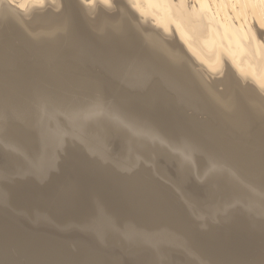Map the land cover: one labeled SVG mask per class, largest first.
I'll use <instances>...</instances> for the list:
<instances>
[{
	"label": "bare ground",
	"instance_id": "obj_1",
	"mask_svg": "<svg viewBox=\"0 0 264 264\" xmlns=\"http://www.w3.org/2000/svg\"><path fill=\"white\" fill-rule=\"evenodd\" d=\"M75 3L77 0H0V115L12 114L22 118L23 115L31 114L33 118L36 104L48 99H43L44 96L51 97V94L64 90L67 93L62 95L84 90L117 102L120 111L126 116L153 123L169 138L183 134L194 144L205 147L207 154L220 157L238 173L252 168L264 171V129L261 128L255 134L250 150H244L239 145L229 144L217 126H207L193 118H182L174 101L164 91V88L174 86L180 96L200 102L219 121L243 125L250 123L259 113V105L250 100L249 95L258 96L264 103V36L259 23V17L264 20V0H88L87 4L81 6L82 10L78 7L86 18L85 24L77 17ZM223 5L233 6L236 14L231 10L232 14L225 13L229 8L225 11L227 7ZM122 6L129 10L125 11L126 14ZM255 13L260 16H255ZM12 14L20 16L27 23L26 26L32 28L44 29L55 25L56 34L53 35L56 37L30 45V40L16 31L9 17ZM134 19L140 22L137 21L139 23L136 25L132 22ZM17 41L29 45L27 52L30 56L42 60H47L50 55L67 52L66 47L72 50L103 47L99 53L103 61H118L134 74L159 75L162 80L154 84L144 96L129 97L117 93L103 81L81 84L68 76L59 77L58 70L47 71L44 65H30L27 62L15 64L8 54L11 44ZM53 51H57L56 54ZM8 66L15 67L13 73L4 72ZM194 68L200 73L197 70V73H193ZM234 80L244 90H238V86L233 84ZM202 81L216 86L212 87L227 98L221 102L208 96L206 91L211 88ZM243 97L249 99L247 103L241 99ZM2 134L22 150L35 154L38 143L31 121H27L23 127L8 129L6 134L3 131ZM69 152L66 163L73 161L82 172H77L70 183L64 180V174L61 175L62 178L55 180L51 187L57 189L56 193L36 189L31 183L12 189L15 206H54L52 210L58 216L72 215L76 219L89 217L93 220L95 211L90 195L95 190H101L98 192L112 213L144 227L158 229L161 224L168 226L182 236L187 245L190 244L206 257L207 264L209 259L215 264H232L235 255L229 257L228 254L237 250L232 249L236 246L228 244L227 234L236 232L242 235L250 229V223H254L257 224L254 227L257 231L251 236L252 242L260 250L255 255L247 254L237 264L263 263V222H255L236 210L230 213L234 215L229 219L234 220L226 221L227 231L221 233L222 237H219L220 232H216L214 236L208 234L202 239L173 194L163 192L159 184L151 181L152 172H144L145 176L125 182L123 192L147 195L143 201L130 200L118 196V180L110 173H100L82 155L79 156L74 150ZM70 165L67 163L65 168ZM226 172L232 175V172ZM244 195H232L225 201L219 200L211 208L221 211L233 202L242 208L254 210L256 208L251 205H264L262 199L247 203L253 198L249 196L247 199ZM122 205H125L123 209ZM175 237L163 238L171 246L180 243V246L186 245Z\"/></svg>",
	"mask_w": 264,
	"mask_h": 264
},
{
	"label": "rangeland",
	"instance_id": "obj_2",
	"mask_svg": "<svg viewBox=\"0 0 264 264\" xmlns=\"http://www.w3.org/2000/svg\"><path fill=\"white\" fill-rule=\"evenodd\" d=\"M87 1L77 0V4H73L78 11V19L84 24L86 18L78 7L82 10L81 6L87 4ZM238 5L237 7H242ZM223 7H227L225 11L229 8L225 13L236 14L233 6ZM121 8L125 14V11H129L125 6ZM16 15L9 17L16 31L30 40V45L56 37L53 35L56 34L55 25L44 29L32 28L30 25L26 26L27 23ZM259 16L260 14L257 17ZM238 18L241 19L239 14ZM259 19L264 36V20L263 17ZM137 21L139 20H132L136 25L140 22ZM93 34L95 35L94 32ZM28 46L21 41L13 42L8 58L15 64L27 62L30 65H44L47 71L58 70L59 77L68 76L81 84L103 81L117 93L129 97L144 96L154 84L162 80L159 75L134 74L118 61H103L99 54L103 47L80 50L66 47L67 52H63V56H59L63 53H57L50 55L52 58L42 60L30 56ZM53 52L56 54L57 51ZM14 69V66H8L4 72L11 74ZM193 70V73L198 71L196 68ZM236 81L233 84L238 86V90H244ZM202 82L209 84L208 87L211 88L206 91L208 96L221 102L227 98L218 93L212 87L213 84ZM173 87H166L164 91L172 98L182 118H193L207 126H217L231 145L250 150L255 134L261 128L264 129V103L258 96L249 95V99L259 105V113L254 120L246 125L233 124L217 120L200 102L180 96ZM63 93L67 91H58L57 94H51V97L44 96L43 99H48L36 104L32 112L33 118L31 114L23 115L22 118L12 114L0 115V264H207L206 257L190 244L189 247L185 239L168 226L161 224L158 229L144 227L112 213L98 192L101 190H95L93 196L90 195L95 211L93 220L89 217L76 219L72 215L58 216L52 210L55 209L54 206H15L12 202V189L31 183L36 189L56 193L57 189H51L55 180H59L64 174V180L70 183L77 172H82L73 161H67L72 166L65 168L70 150L82 155L100 173H110L118 180V196L130 200L143 201V197L147 195L123 192L125 182L145 176L144 172H152L151 181L159 184L163 192L173 194L202 239L216 232H220V237L221 233L227 231L226 221L234 215L231 216L230 213L236 210L255 222L264 223V205H251L256 208H252L254 211L234 202L221 211L211 208L219 200L225 201L232 195L240 194H245L247 199L249 196L253 198L247 203H254L256 199L264 202V171L252 168L238 173L220 157L207 154L205 147L194 144L183 134L169 138L153 123L126 116L120 111L117 102L101 95L84 90L69 95H62ZM244 98L241 99L247 103L249 99ZM27 121L34 124L37 136L38 147L34 155L22 150L2 134L3 131L6 134L12 127H23ZM226 171L232 172V175ZM123 207L125 205L121 208ZM250 224V229L242 235L236 232L227 234L228 244L236 246L232 249L237 250L228 254L229 257L235 255L232 264L240 263L247 254L255 255L260 250L252 242L257 224ZM166 236H176L186 245L180 246L182 244L178 242L180 245L171 246L163 238ZM208 264L215 263L209 259Z\"/></svg>",
	"mask_w": 264,
	"mask_h": 264
}]
</instances>
